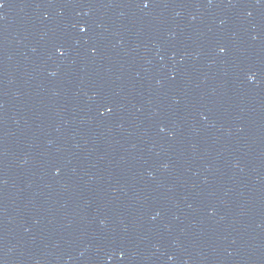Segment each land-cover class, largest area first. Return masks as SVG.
I'll return each mask as SVG.
<instances>
[{"label":"water","instance_id":"obj_1","mask_svg":"<svg viewBox=\"0 0 264 264\" xmlns=\"http://www.w3.org/2000/svg\"><path fill=\"white\" fill-rule=\"evenodd\" d=\"M0 264H264V0H0Z\"/></svg>","mask_w":264,"mask_h":264}]
</instances>
